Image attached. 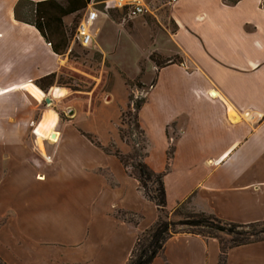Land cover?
Returning a JSON list of instances; mask_svg holds the SVG:
<instances>
[{
    "label": "crops",
    "instance_id": "obj_1",
    "mask_svg": "<svg viewBox=\"0 0 264 264\" xmlns=\"http://www.w3.org/2000/svg\"><path fill=\"white\" fill-rule=\"evenodd\" d=\"M17 1L0 0V100H19L10 109L0 103V118L12 110L13 126L0 129V256L8 264H126L138 235L156 221L157 205L117 156L84 134L71 105L61 119L52 104L24 98L26 86L57 72L65 57L16 17ZM144 1L156 19L168 6V23L154 21V32L144 17L127 32L133 40L143 32L158 47L149 54L178 59L161 67L151 60L154 80L142 81L139 109L153 170L166 168L174 138L164 176L168 209L193 194L195 210L232 222L264 220V0ZM59 89L51 100L69 96ZM49 112L57 138L46 134L41 148L35 129ZM118 209L141 218L128 222ZM219 256L216 238L178 232L151 264H219ZM227 264H264V240L230 248Z\"/></svg>",
    "mask_w": 264,
    "mask_h": 264
},
{
    "label": "rangeland",
    "instance_id": "obj_2",
    "mask_svg": "<svg viewBox=\"0 0 264 264\" xmlns=\"http://www.w3.org/2000/svg\"><path fill=\"white\" fill-rule=\"evenodd\" d=\"M93 3L95 7L104 10L109 17L101 11L90 23L92 43L87 46L75 39V31L88 7L82 12L73 13L63 18L68 36V48L62 54L65 57V62L57 71L59 77L53 85L55 88L52 89V92L50 91L51 87L47 91L41 89L39 100L41 99L44 107L52 104L59 112L61 119L66 118L65 107L71 105L76 113L75 117L80 115L79 120L81 127L84 128V133L89 134L100 145L109 146V148L113 143L111 140H116V145L122 153L132 154L135 150H140L143 142L142 136L135 126V118L133 115H126L125 112L130 106L131 113H135V102L146 97L147 89L142 88L144 86L142 81L153 82L154 76L150 79L147 71L151 64L150 55L156 53L149 54V51L158 47H154L143 32L140 33L141 35L134 34L136 41L133 40L126 29L137 19L142 21L145 17L150 23L151 31L156 32L154 21L160 19L168 23V6L157 11L160 15L158 19L150 12H146L143 14L144 16L130 18L125 10L120 11L108 6L106 0H92L90 5ZM89 9H93V6H90ZM16 11L17 17L21 20L32 21L34 19L30 0H21L17 4ZM160 59L167 60L162 57ZM60 87L67 88L70 92L69 96L60 99L54 98L51 102L46 101V97L53 98V96L61 95L63 91L59 89ZM27 91L23 94L24 98L35 102V98ZM17 101H19L17 97L11 98L10 96L4 101L0 100V103L10 109L11 104ZM11 111L6 109L3 111L5 117L0 118V129L3 132H13V126H10L7 120V114ZM39 112V110L35 112L34 120L39 119ZM32 128L33 126L28 127L25 132L29 134L32 132ZM15 130L18 131V128ZM120 130L123 132L124 138H122ZM172 134L178 135V130ZM183 208L186 209L187 206L185 205ZM181 218L182 216L179 214L169 216V219L174 222L180 221ZM174 228L176 230L189 229L188 226L179 223L175 224ZM220 234L229 238L227 234Z\"/></svg>",
    "mask_w": 264,
    "mask_h": 264
},
{
    "label": "trees",
    "instance_id": "obj_3",
    "mask_svg": "<svg viewBox=\"0 0 264 264\" xmlns=\"http://www.w3.org/2000/svg\"><path fill=\"white\" fill-rule=\"evenodd\" d=\"M20 1L18 0L15 6L16 17L17 4ZM30 2L34 13V19L31 21L32 24L51 43L52 50L62 55L68 48V36L63 18L70 14L84 11L92 0H30ZM230 2H235V0H230ZM150 59L155 62L157 67L178 60L174 58L163 61L157 53H152ZM57 77H59L57 72H51L37 78L34 83L42 90L47 91L54 85ZM145 101L146 97L135 102V113H131L130 106L125 112L126 115H133L135 118V126L139 130L143 142L140 150H135L132 154L122 153L116 145V140H111L114 144L111 143L110 146L112 148H109V146L100 145L89 134L84 133L90 140L102 147L105 152L113 154L120 159L127 172L138 180L139 189L143 196L155 202L158 208L156 221L138 235L136 244L126 264H151L155 257L163 253L167 239L178 232H188L204 237L216 238L220 243L219 264H227L230 248L264 240V220L248 223L232 222L210 212L195 210L190 205L193 194L180 202L174 210L170 211L168 209L164 176L169 170V162L174 156V138L167 152L168 164L166 168L159 172L153 170L146 162V156L151 143L139 121V109ZM166 131L169 136L168 128ZM120 133L122 138H124L121 130ZM185 205L187 206L186 209L183 208ZM115 214L131 223H137L141 218L140 214L130 210L118 209ZM172 214L181 215V220L178 222L170 220L169 216ZM178 223L188 226L189 229L176 230L174 225ZM220 233L227 234L229 238L223 237ZM0 264L8 263L0 256Z\"/></svg>",
    "mask_w": 264,
    "mask_h": 264
},
{
    "label": "built area",
    "instance_id": "obj_4",
    "mask_svg": "<svg viewBox=\"0 0 264 264\" xmlns=\"http://www.w3.org/2000/svg\"><path fill=\"white\" fill-rule=\"evenodd\" d=\"M175 2L176 0H171ZM108 6H111L116 9L125 10L127 15L130 18H134L148 12V7L145 4L144 0H106ZM93 9H89L84 12L82 18L80 19L76 31H75V39H77L82 45L87 46L91 39L92 34L89 30V25L94 21V19L98 16L99 12H104V10L95 7L94 3L91 5ZM51 44L50 42H48Z\"/></svg>",
    "mask_w": 264,
    "mask_h": 264
},
{
    "label": "bare ground",
    "instance_id": "obj_5",
    "mask_svg": "<svg viewBox=\"0 0 264 264\" xmlns=\"http://www.w3.org/2000/svg\"><path fill=\"white\" fill-rule=\"evenodd\" d=\"M26 90H28L30 92V94L32 96H34L35 98H37V99L41 98V92H40V89L38 88L37 85H35L33 83H30L28 86H26ZM54 119H55V114L54 113L47 114L44 117V119L41 121L38 129L37 130L35 129V132H37L39 134V138L38 139H39V144H40L41 148H42V137L45 136L46 134L51 135L53 133V136H51V139L57 138L56 137L57 136V132H53L52 131V126H53L52 124L54 122Z\"/></svg>",
    "mask_w": 264,
    "mask_h": 264
},
{
    "label": "water",
    "instance_id": "obj_6",
    "mask_svg": "<svg viewBox=\"0 0 264 264\" xmlns=\"http://www.w3.org/2000/svg\"><path fill=\"white\" fill-rule=\"evenodd\" d=\"M46 101L51 102L52 100L50 97H46Z\"/></svg>",
    "mask_w": 264,
    "mask_h": 264
}]
</instances>
